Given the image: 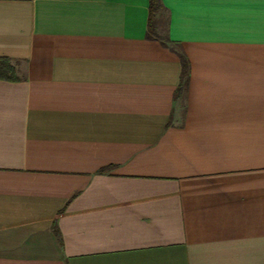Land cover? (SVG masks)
I'll return each mask as SVG.
<instances>
[{"label": "crops", "instance_id": "0c3cea01", "mask_svg": "<svg viewBox=\"0 0 264 264\" xmlns=\"http://www.w3.org/2000/svg\"><path fill=\"white\" fill-rule=\"evenodd\" d=\"M161 3L0 0V264H264V0Z\"/></svg>", "mask_w": 264, "mask_h": 264}, {"label": "trees", "instance_id": "16d2710c", "mask_svg": "<svg viewBox=\"0 0 264 264\" xmlns=\"http://www.w3.org/2000/svg\"><path fill=\"white\" fill-rule=\"evenodd\" d=\"M163 9L161 0H149V21H148V38L158 37L157 21L158 14ZM169 42L170 40L167 39ZM175 51V49H173ZM181 62V81L177 89V96L183 94L189 82L190 62L183 51H176ZM0 79L7 81H17V68L15 63L8 57H0Z\"/></svg>", "mask_w": 264, "mask_h": 264}, {"label": "rangeland", "instance_id": "374dc122", "mask_svg": "<svg viewBox=\"0 0 264 264\" xmlns=\"http://www.w3.org/2000/svg\"><path fill=\"white\" fill-rule=\"evenodd\" d=\"M164 36V35H163Z\"/></svg>", "mask_w": 264, "mask_h": 264}]
</instances>
